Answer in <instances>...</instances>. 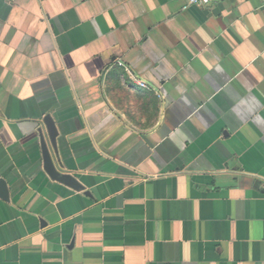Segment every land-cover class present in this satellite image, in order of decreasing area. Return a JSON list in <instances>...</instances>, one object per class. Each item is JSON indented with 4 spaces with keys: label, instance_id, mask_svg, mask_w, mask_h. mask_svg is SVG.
<instances>
[{
    "label": "crops",
    "instance_id": "crops-1",
    "mask_svg": "<svg viewBox=\"0 0 264 264\" xmlns=\"http://www.w3.org/2000/svg\"><path fill=\"white\" fill-rule=\"evenodd\" d=\"M185 3L0 0V264H264V0Z\"/></svg>",
    "mask_w": 264,
    "mask_h": 264
},
{
    "label": "built area",
    "instance_id": "built-area-1",
    "mask_svg": "<svg viewBox=\"0 0 264 264\" xmlns=\"http://www.w3.org/2000/svg\"><path fill=\"white\" fill-rule=\"evenodd\" d=\"M211 0H186L184 8H191V7H204L208 5ZM141 87H144L143 84H139Z\"/></svg>",
    "mask_w": 264,
    "mask_h": 264
}]
</instances>
